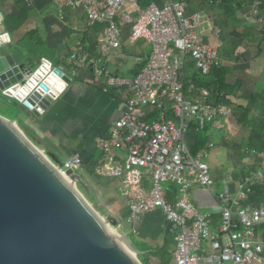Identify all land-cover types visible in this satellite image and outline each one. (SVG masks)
<instances>
[{
	"label": "crops",
	"instance_id": "1",
	"mask_svg": "<svg viewBox=\"0 0 264 264\" xmlns=\"http://www.w3.org/2000/svg\"><path fill=\"white\" fill-rule=\"evenodd\" d=\"M73 1L22 0L19 4V0H0L1 33L9 35L10 52L18 51L23 62L33 67L45 59L70 78L59 96L39 117L16 102L14 108L20 114L29 113L24 115V120L17 115L12 119L16 124L18 119L22 120L27 127V131H23L30 141L44 154H54L61 164L73 155L81 157L83 165L79 175L88 186V192L83 193L99 205V210L105 212L106 206V216L113 220L117 218L130 227L128 236L144 252L141 259L138 256L142 264H145L143 257L147 253L149 264H174L177 228L167 222L163 211L157 209L129 222V209L121 181L101 176L95 171L101 156L97 140L108 136L128 98L123 87L109 84V78L102 75L96 79L95 71L105 67L110 76L133 79L147 65L151 47L146 41L131 43L130 26H124L121 29V46L103 58L99 40L104 24L88 25L85 9L73 5ZM185 1L189 14L202 15L198 34L203 42L219 50L220 66L228 70L225 83L229 92L228 104H213V93L209 88L211 96L207 101L216 106L231 107V115L217 117L208 123L204 131L191 124L185 134L192 154L208 151L207 162L214 181V192L196 188L188 199L201 213L212 214V231L217 232L220 225L218 196L226 190L236 193L242 178L255 168L245 160V149L258 141L255 125H264V19L259 8L261 0ZM152 2L163 6L167 1L140 0L138 4L143 8ZM126 10L129 12L131 9ZM132 13L136 15L134 9ZM75 52L78 61L82 62L81 66H77L71 57ZM184 73L187 78L204 76L191 60L187 62ZM206 76L203 79L213 80V75ZM0 97L5 96L0 93ZM10 100L0 98V103L9 105L12 104ZM165 104L163 111L146 108L145 120L162 117L178 124L170 102L166 101ZM260 135L264 136V129ZM210 143L214 147L209 148ZM144 184L150 188L151 179L146 177ZM166 186V199L174 203L179 198L178 188L172 183ZM255 189L260 191L255 192ZM255 189L246 202L264 207V198L257 199L264 192L260 188ZM95 196L98 200H104V206Z\"/></svg>",
	"mask_w": 264,
	"mask_h": 264
},
{
	"label": "built area",
	"instance_id": "2",
	"mask_svg": "<svg viewBox=\"0 0 264 264\" xmlns=\"http://www.w3.org/2000/svg\"><path fill=\"white\" fill-rule=\"evenodd\" d=\"M139 1L72 2L85 9L88 25L104 24L99 40L103 58L121 46L124 26H130L131 43L146 41L151 47L147 65L133 79L110 76L105 67L95 71L96 79L103 75L110 85L123 87L128 95L108 136L97 140L101 156L95 171L121 181L129 222L157 209L163 211L167 222L177 228L174 264H264V243L257 233L264 222V207L246 202L255 188L264 191V150L246 148L245 160L255 168L242 178L236 193L226 190L218 196L217 232L212 231V214L201 213L188 199L196 188L214 192L208 151L191 153L185 140L189 126L195 124L203 130L217 117L232 113L231 107L209 103L211 91L197 86L184 73L189 60L204 76L221 64L218 49L198 34L202 15L189 14L185 0H166L163 6L152 2L143 8ZM71 57L77 66L82 65L76 52ZM166 101L178 124L162 117L145 120L146 108L163 111ZM82 165L76 154L65 160L60 170L79 174ZM146 177L151 179L150 188L145 187ZM171 183L179 192L174 203L166 199V185Z\"/></svg>",
	"mask_w": 264,
	"mask_h": 264
},
{
	"label": "water",
	"instance_id": "3",
	"mask_svg": "<svg viewBox=\"0 0 264 264\" xmlns=\"http://www.w3.org/2000/svg\"><path fill=\"white\" fill-rule=\"evenodd\" d=\"M1 22L0 14V93L39 117L70 78L45 59L33 67L10 52ZM60 165L0 115V264H142L144 252L113 233L116 221L84 197L81 176Z\"/></svg>",
	"mask_w": 264,
	"mask_h": 264
},
{
	"label": "trees",
	"instance_id": "4",
	"mask_svg": "<svg viewBox=\"0 0 264 264\" xmlns=\"http://www.w3.org/2000/svg\"><path fill=\"white\" fill-rule=\"evenodd\" d=\"M21 2H22V0H19L18 3L20 4ZM259 8H260V12L263 14V19H264V0H261V5ZM263 33H264V27H263ZM227 71L228 70L226 68L219 65L213 69V71L211 73V75H213V80H211V81H210V78H204L203 79V77H207V76L201 77L200 75H196V77H193V78H189V77L188 78L192 79L194 81V83H196L197 86L207 87V88L211 89V91L213 93L212 103L214 102L215 104H228L227 95L229 94V92H228V90H226L227 86L225 85ZM199 80H200V82H199ZM221 93H224V94L222 95ZM14 103H16V102H14ZM29 112L26 111L25 112L26 115H28L27 113H29ZM12 120H14V119H12ZM157 120H159V119H157ZM150 121H153V120H150ZM17 124H18V127H20L22 130L27 131V127H25L24 122L22 120L18 119ZM205 129H203L202 131H204ZM255 129H256V133H258V141L251 143V145L248 148L255 149V150L258 149V152H259V151H262L263 147H264V136L260 135V133L264 129V125L256 124ZM258 142H259V144H255ZM257 191H260V190L255 189V192H257ZM262 192H264V191L262 190ZM257 195H258V193H257ZM263 198H264V194L260 198H257V199L261 200ZM257 233H259V236H260L262 242L264 243V222L262 224H260V226L257 228ZM141 256L142 255H139L140 259H141ZM148 256H149V254L147 253L146 256L143 257V258H145V264H149V260H148L149 257Z\"/></svg>",
	"mask_w": 264,
	"mask_h": 264
},
{
	"label": "rangeland",
	"instance_id": "5",
	"mask_svg": "<svg viewBox=\"0 0 264 264\" xmlns=\"http://www.w3.org/2000/svg\"><path fill=\"white\" fill-rule=\"evenodd\" d=\"M216 48V47H215ZM219 51V50H218ZM209 75H211V74H209ZM1 99H7L6 97H0ZM9 101V100H8ZM11 101V103L12 104H9V105H3V104H1L0 103V115L2 116H4V117H6V118H11V120H12V118L13 117H15L16 115L17 116H20L19 118H21L22 120H24L26 117L24 116V115H26V114H20V112H19V110L18 109H16V108H14L15 106H14V102L12 101V100H10ZM19 129H21L20 127H19ZM21 131L25 134V132L21 129ZM25 136H27L26 134H25ZM27 138L30 140V138L27 136ZM37 147V146H36ZM37 149H39V147H37ZM255 150V149H254ZM256 150H258V149H256ZM82 194L84 195V197L90 202V204L92 205V206H94V208H96L97 210L99 209V205L94 201H92V200H90V199H88L87 197H86V195L82 192ZM95 198L97 199V197L95 196ZM98 200V199H97ZM99 201V204H101L102 206H104L103 204H102V201L104 202V200H98ZM106 206H104V210H105V212H106ZM235 210V209H234ZM99 212H100V214L102 215V217H104V219L108 222V223H110V220H113L112 218H110V216H106V214L107 213H105V212H103L102 210H98ZM116 220V225H114V224H112V223H110V227L112 228V230L115 232V233H117L118 235H122V236H128V232H129V230H130V227H128V226H125L124 224H122V222L120 221L119 222V220L116 218L115 219ZM130 233V232H129Z\"/></svg>",
	"mask_w": 264,
	"mask_h": 264
},
{
	"label": "bare ground",
	"instance_id": "6",
	"mask_svg": "<svg viewBox=\"0 0 264 264\" xmlns=\"http://www.w3.org/2000/svg\"><path fill=\"white\" fill-rule=\"evenodd\" d=\"M70 182H72L73 183V181H71L70 179H68ZM112 229V228H111ZM113 231V230H112ZM113 233H115L114 231H113ZM116 235H118L117 233H115ZM119 237H121L120 235H118Z\"/></svg>",
	"mask_w": 264,
	"mask_h": 264
},
{
	"label": "clouds",
	"instance_id": "7",
	"mask_svg": "<svg viewBox=\"0 0 264 264\" xmlns=\"http://www.w3.org/2000/svg\"><path fill=\"white\" fill-rule=\"evenodd\" d=\"M62 164H63V163H62ZM62 164H61V165H62ZM61 165H60V167H61Z\"/></svg>",
	"mask_w": 264,
	"mask_h": 264
}]
</instances>
